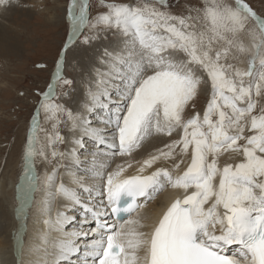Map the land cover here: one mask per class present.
Segmentation results:
<instances>
[{
    "label": "snow or ice",
    "instance_id": "obj_1",
    "mask_svg": "<svg viewBox=\"0 0 264 264\" xmlns=\"http://www.w3.org/2000/svg\"><path fill=\"white\" fill-rule=\"evenodd\" d=\"M15 2L0 0V10ZM95 3L103 9L95 14L93 0L67 4V42L22 150L18 264H25L28 216L42 183L68 202L57 212L62 235L46 264H264V14L245 0H199L179 14L173 0ZM109 32L119 47L104 49L105 70H95L86 100L75 110L59 103L67 93L58 90L73 84L64 75L69 49ZM202 92L209 96L203 113L186 115ZM97 113L103 128L90 119ZM61 125L72 136L67 151L58 147L66 142ZM174 134L132 159L153 137ZM118 157L129 159L112 167ZM53 161L51 172H40ZM160 161L171 167L154 168ZM134 165L135 174H126ZM61 168L76 187L64 183ZM167 187L183 195L144 231L140 210ZM43 203L49 212L50 201Z\"/></svg>",
    "mask_w": 264,
    "mask_h": 264
},
{
    "label": "rangeland",
    "instance_id": "obj_2",
    "mask_svg": "<svg viewBox=\"0 0 264 264\" xmlns=\"http://www.w3.org/2000/svg\"><path fill=\"white\" fill-rule=\"evenodd\" d=\"M68 2L69 0H16L12 4L9 18L3 19V22L8 24L7 34L13 38L16 48L12 52L8 51L7 54L0 55V182L2 180L9 182V191L14 200L16 197L14 190L17 192V183L22 175V150L30 131L32 118L42 99L41 94L47 91L48 85L52 82L56 64L67 42L69 29L65 16ZM245 2L249 3L257 13L264 14V0H245ZM198 3L199 0H173L172 10L179 14L184 12L189 4ZM93 4L95 5L91 9L93 14L103 10L96 5L95 0ZM106 35L107 39L95 41L91 45L78 43L69 49L66 54L64 75L71 79L73 84L70 89L68 86H63L58 90L67 93L60 97L59 103L75 110L86 100L87 88L95 80V70L105 68L100 63L104 49L107 48L111 52L120 44L117 35L111 32ZM79 55H83L85 63L90 62L89 65H84L79 60ZM82 66L86 67L85 70ZM77 92L82 94L80 99L74 98ZM208 98V93L202 92L194 101L195 107L189 106L186 115L195 112L202 114ZM100 115L97 113V121ZM41 124L43 128L51 130V123L45 121L43 115ZM60 131L65 135L66 142L58 147L65 150L64 145L69 143L68 140L72 136L64 125H61ZM40 135L43 137L44 133ZM165 138L169 142L179 137L174 134L171 138ZM54 163H51L52 166ZM49 165H38V169L43 173ZM59 175L63 181H68L66 178L68 175L63 168L60 169ZM83 178L87 183H96L85 175ZM60 197L58 193L53 197V207L58 206Z\"/></svg>",
    "mask_w": 264,
    "mask_h": 264
},
{
    "label": "bare ground",
    "instance_id": "obj_3",
    "mask_svg": "<svg viewBox=\"0 0 264 264\" xmlns=\"http://www.w3.org/2000/svg\"><path fill=\"white\" fill-rule=\"evenodd\" d=\"M12 7L13 6L11 5L7 10H0V55L7 54L8 51L12 52L16 48L13 38L9 34H7L6 29L8 24L3 22V19H8L9 16L11 15ZM79 60H81L84 65L85 64L89 65L90 63V62L85 63V57L83 55L82 56L79 55ZM83 68L85 70L86 67L84 66ZM101 69H102L101 71L105 70V68L103 67ZM75 94L76 95H74V98L80 99V97H82V94H80V92H77ZM96 115L91 116L90 119L93 120L94 126L103 128L104 126L102 124L97 123ZM85 140H86V148L82 149L81 151L84 152L85 155H87V153L92 150V144L90 141L87 140V138H85ZM166 140L167 139L162 136H157L155 139L153 138L152 141L147 143L141 150L134 153L132 159L142 160L147 156L148 153L155 151L153 149L158 147L161 148V146L163 147L164 143L168 142ZM70 147H72L70 143L65 144L64 145V148H66L65 151H67ZM81 159H84V156H81ZM126 159L129 158L118 157L116 161L113 163L112 167H115V163H120L122 160H126ZM227 159L228 156L226 155L224 158H222L221 162L223 163L224 160ZM187 162L188 161L186 160L185 164L181 165V170H183ZM65 163L70 164V161L66 160ZM159 166L171 167V161H160L158 162L157 165L154 166V168ZM52 168L53 166L51 164L46 170L51 172ZM152 170L154 169H150L148 171L150 172ZM15 171H17V169ZM79 174L81 175L82 178L84 177L83 172H80ZM126 174H135V165L132 169H129ZM66 178L68 179V181L64 180V183L68 184L70 187H76L75 185L71 184L70 182L71 178L69 176H66ZM41 185L42 186L40 188V191L39 192L37 191L35 195V203L31 206L28 216L27 234L23 241V260L25 264H42L45 261L50 262L52 259L50 253H52L53 251V242L62 235L61 233L56 231L55 220L57 217L58 210L59 209L63 210L62 206H64L68 202L65 201L62 197H60L58 206L53 207L52 206L53 197L58 193L56 188L55 187L48 188L43 183ZM49 192L52 193L51 196L48 195ZM15 193H16V197H14L15 198L14 200L12 199L13 195L9 191V182L7 180H2L0 182V264H18V256H17L16 243H15V232L19 223V217L17 216V211H16L18 207V194L14 190V196ZM182 195L183 193L180 192L179 190H174L171 187H167L163 192H161L157 196V198L154 201H151L148 204H146L144 208L140 210V216L144 218L143 222L147 225V228H145L144 231H150L152 226H154L157 223V221L160 219L161 215L166 210V207L170 205V203L175 198L180 197ZM45 199L50 201L49 212L42 211V209L45 206L43 203ZM76 215H77V219H79V213H76ZM45 220H51L52 224L51 225L46 224ZM71 227H72L71 225L66 226L65 231H70Z\"/></svg>",
    "mask_w": 264,
    "mask_h": 264
}]
</instances>
